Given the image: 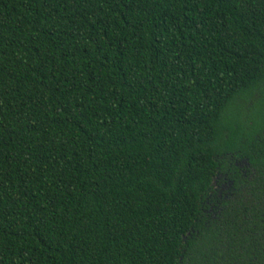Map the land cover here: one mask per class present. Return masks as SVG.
Wrapping results in <instances>:
<instances>
[{
	"label": "trees",
	"instance_id": "obj_1",
	"mask_svg": "<svg viewBox=\"0 0 264 264\" xmlns=\"http://www.w3.org/2000/svg\"><path fill=\"white\" fill-rule=\"evenodd\" d=\"M0 264H264V0H0Z\"/></svg>",
	"mask_w": 264,
	"mask_h": 264
},
{
	"label": "rangeland",
	"instance_id": "obj_2",
	"mask_svg": "<svg viewBox=\"0 0 264 264\" xmlns=\"http://www.w3.org/2000/svg\"><path fill=\"white\" fill-rule=\"evenodd\" d=\"M229 189L228 181H224L222 178H217L212 186V195L214 199H220L221 196H225Z\"/></svg>",
	"mask_w": 264,
	"mask_h": 264
}]
</instances>
